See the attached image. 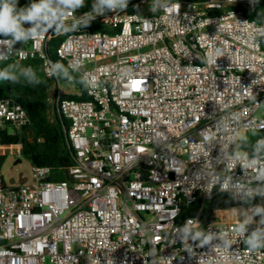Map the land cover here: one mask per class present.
<instances>
[{"label": "built area", "instance_id": "built-area-1", "mask_svg": "<svg viewBox=\"0 0 264 264\" xmlns=\"http://www.w3.org/2000/svg\"><path fill=\"white\" fill-rule=\"evenodd\" d=\"M255 2L129 0L66 35L50 29L10 49L0 36V63L36 62L52 79L47 92L73 153L57 170L63 181L31 166L28 183L9 186L0 170V264H264V247L246 243L264 228L255 213L264 208V150L238 148L264 133V18L239 9ZM49 50L81 80L84 100L63 98L81 93L61 83ZM28 123L20 103L0 98V135ZM20 148L0 143V158ZM220 192L256 204L204 214ZM233 212L242 217H222Z\"/></svg>", "mask_w": 264, "mask_h": 264}, {"label": "trees", "instance_id": "trees-1", "mask_svg": "<svg viewBox=\"0 0 264 264\" xmlns=\"http://www.w3.org/2000/svg\"><path fill=\"white\" fill-rule=\"evenodd\" d=\"M31 3V0H19L18 6L23 7ZM93 0H85V6L79 10H88L92 7ZM243 14L247 19L259 22L264 18V0H256L252 10L245 6H241ZM98 29L96 26L92 27L94 30ZM100 30V29H99ZM58 38H54L50 45L57 47L59 43ZM19 45V43H15ZM48 53L52 56L55 62L56 74L61 83H70L72 86L80 91L81 96L64 95L66 99H85V91L81 80L71 74L65 64L55 58L54 52L49 50ZM62 65L58 68L57 64ZM34 67L37 63L33 62ZM71 80V82H69ZM39 81V82H36ZM52 84V79H22L17 78L15 82L12 80H2L0 82V98L8 97L15 99L25 110L29 123L22 127V129L15 133H3L0 135V143L4 145H17L20 144V156L25 157L30 166H48L53 168L56 172L51 174L50 179L54 181H63L67 179L65 171H57L65 169L73 164V153L70 149L65 137V130L68 126V121L63 116L54 110L53 120L48 117V98L47 90ZM264 136L262 132H253L243 138L238 148L249 155L260 154L264 147L256 144L258 137ZM0 158V165L3 161ZM256 201L252 197H248L242 203H233L228 193H217L214 198L209 202L211 209L227 210V209H246L254 206ZM196 207L182 209L180 219L195 213ZM213 220V219H208Z\"/></svg>", "mask_w": 264, "mask_h": 264}, {"label": "clouds", "instance_id": "clouds-1", "mask_svg": "<svg viewBox=\"0 0 264 264\" xmlns=\"http://www.w3.org/2000/svg\"><path fill=\"white\" fill-rule=\"evenodd\" d=\"M18 2L19 0H0V36L10 38L2 42L8 49L17 42H27L37 36L48 34L50 29L57 35H66L78 31L81 27H88L90 21L95 20L97 16L126 10L129 0H93L91 11L80 17H76L75 13L85 6V0H31V3L23 7L18 6ZM69 17H72L70 24L66 22ZM25 24L30 27L25 28ZM6 54L0 53V58ZM57 67L60 68L62 65L58 63ZM22 74L34 75L31 69H25ZM0 80L15 82L17 76L7 69H2ZM255 213L261 216L259 223L264 225V208L257 207ZM248 223L249 221L245 220L240 224L239 231H245ZM246 243L253 250L264 247V228L253 231Z\"/></svg>", "mask_w": 264, "mask_h": 264}, {"label": "rangeland", "instance_id": "rangeland-1", "mask_svg": "<svg viewBox=\"0 0 264 264\" xmlns=\"http://www.w3.org/2000/svg\"><path fill=\"white\" fill-rule=\"evenodd\" d=\"M59 41L62 40V37H58ZM2 69H7L10 73L14 74L17 76V78H22V79H41L43 78V74L42 71L39 67H35L32 70V73L34 74L33 76H29V75H24L22 74L25 70V68L23 66H19V65H10L9 67H4V64L0 63V70ZM2 80H0L1 82ZM64 88L69 89L66 85H63ZM48 108H50V103L48 100ZM259 112H264V106H262L259 109ZM49 120H53V114H49ZM16 159H19L20 162L18 164H14V161ZM30 164L28 162V160L23 157V156H19L16 157L15 155L12 154H6V156L4 157L1 165H0V170L2 172L3 175V180L5 182V184L9 185V186H17V185H21V184H25L28 183L30 181ZM203 213L204 214H210V207H209V203H205L204 207H203ZM228 214V213H227ZM226 213H222V217H224V215H227ZM230 214H235L237 215L236 218L240 219L242 217L241 213L237 212H233ZM215 220L217 218H220V215H214Z\"/></svg>", "mask_w": 264, "mask_h": 264}, {"label": "crops", "instance_id": "crops-1", "mask_svg": "<svg viewBox=\"0 0 264 264\" xmlns=\"http://www.w3.org/2000/svg\"><path fill=\"white\" fill-rule=\"evenodd\" d=\"M1 64H4V63H1ZM9 66L10 65H8V64H4V67H9ZM33 68H35V67H33ZM50 96H51L50 92H47V98H48L49 103H50V108H48V117H49L50 113L53 114V116H54V107L51 103V97ZM236 216H237L236 214L234 216V214H230V213L226 215L227 219H237Z\"/></svg>", "mask_w": 264, "mask_h": 264}, {"label": "water", "instance_id": "water-1", "mask_svg": "<svg viewBox=\"0 0 264 264\" xmlns=\"http://www.w3.org/2000/svg\"><path fill=\"white\" fill-rule=\"evenodd\" d=\"M19 162H20V160L17 159V160L14 161V164H18Z\"/></svg>", "mask_w": 264, "mask_h": 264}, {"label": "snow or ice", "instance_id": "snow-or-ice-1", "mask_svg": "<svg viewBox=\"0 0 264 264\" xmlns=\"http://www.w3.org/2000/svg\"><path fill=\"white\" fill-rule=\"evenodd\" d=\"M138 83V82H137Z\"/></svg>", "mask_w": 264, "mask_h": 264}]
</instances>
